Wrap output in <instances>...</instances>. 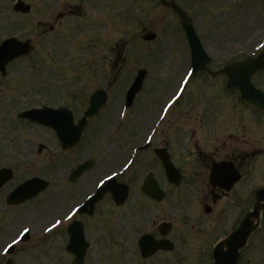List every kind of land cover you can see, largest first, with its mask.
Returning a JSON list of instances; mask_svg holds the SVG:
<instances>
[{
  "label": "rangeland",
  "instance_id": "obj_1",
  "mask_svg": "<svg viewBox=\"0 0 264 264\" xmlns=\"http://www.w3.org/2000/svg\"><path fill=\"white\" fill-rule=\"evenodd\" d=\"M16 1L0 0V41L21 32L23 37L34 36L33 40L38 43V49L20 61L9 63L6 76L0 73V164L10 165L17 170L12 183L32 174L47 178L50 182L47 189L35 197L37 199L18 206L6 202L9 186L0 189V249L19 230L28 226L26 222L29 221L34 228L30 238L11 255L17 264H70L73 255L65 251V242L69 239L67 225H61L58 230L46 233L44 227L51 224L55 217L45 215L44 210L60 199L51 210L56 216H63L72 205L79 203L95 189L98 179L128 161L131 149L147 137L160 106L172 94L181 75L189 68L190 49L185 43L182 31L175 29L179 23L177 16L162 5L160 0H25L34 6L33 12L28 15L14 11L13 4ZM204 1L206 0H175L194 7ZM211 1L199 10V14L206 20L200 24V28L206 38L212 31L213 36L210 38L218 42L214 46L208 42L211 52L220 55H215L216 63L212 62V67L218 68L224 62L225 55L236 52L239 48L249 53L260 42L264 35V0H239L236 4L232 0ZM59 9L63 11V16L57 19L55 17ZM227 20L234 23L233 30L231 28L234 25ZM54 22V36L43 32ZM227 25L230 29L226 28ZM144 28L156 32L157 39L144 41ZM76 53L80 56L77 57ZM142 67L149 69L144 87L137 94L127 117L126 114L120 116L123 118L120 131L117 129L111 136L110 130L120 123L119 88L110 91L112 102L92 119L85 129L81 143L67 151L60 150V143L50 128L21 120L19 113L17 114L30 105L55 106L69 102V106L75 108L74 115L79 117L91 93L105 86L107 75L114 77L118 73L119 81L116 85L122 87L129 84L137 70ZM254 81L264 88V74L259 76L257 73ZM189 90V96L182 100L191 102L183 103L175 110L177 112L174 116L166 121V125L163 122L156 129L150 149L167 144L183 156L185 151L182 152L175 146L180 141L185 143L184 140L189 137L188 130L196 129L197 135L192 140L191 148L208 151L215 137L212 135L214 129L209 128L214 125L207 111L210 106H215V102L211 104L214 99L211 91L216 90L214 95L220 97L219 111L224 109V105L228 106L223 117L229 112L233 114L232 111L239 113L240 115L235 116V124L246 129L244 134L248 137V147L257 146L261 149V158L257 156L255 159L264 157V114L244 109L245 105L241 103V107L237 102L234 103V108H230L234 96H225L223 82L210 81L205 75L196 74L187 87V93ZM188 104L187 113L183 106ZM205 106L207 110L202 111ZM199 109L201 111H197ZM226 123L225 118L223 126ZM183 127L186 136L182 135L181 138ZM221 133L223 131L220 129L219 135ZM40 143L45 144V149L38 153ZM188 156L189 159L194 158L191 153ZM88 157L96 159L95 165L76 183L71 184V190V185L67 184V174L71 168ZM140 159L142 161L139 164ZM258 162H254V165ZM177 163L186 172L189 171L190 160L178 157ZM138 164L141 165L138 169L133 167L119 178L131 187L129 199L124 206L116 207L108 196L96 207L94 215L83 218L86 236L90 241L86 264H175L174 253H158L153 257L143 258L138 239L163 219L172 221L175 229H190V224L185 225L187 217L184 213L188 202L189 205H196L199 197L197 200L193 196L189 197L186 189L190 184L188 174L184 186L168 190L169 197L166 202H152L140 192L143 174L152 170L164 181L163 172L154 153L149 149L141 153ZM262 165L264 170V161ZM57 178L65 180L66 184H56ZM173 207L179 210L176 216L173 214ZM203 212L199 211L208 224L214 222L218 216V213L204 215ZM77 219L83 220L80 215ZM228 221L231 223V219ZM218 229L217 227L207 237L201 225L193 231L196 233L194 237L198 238L193 241H214L220 235ZM262 238L264 244V228L256 239L255 248ZM252 256L254 258L253 251L248 250L246 259ZM198 259L197 264H208L199 253ZM4 262L5 259H0V264ZM262 263L264 264V250Z\"/></svg>",
  "mask_w": 264,
  "mask_h": 264
},
{
  "label": "flooded vegetation",
  "instance_id": "obj_2",
  "mask_svg": "<svg viewBox=\"0 0 264 264\" xmlns=\"http://www.w3.org/2000/svg\"><path fill=\"white\" fill-rule=\"evenodd\" d=\"M226 143V142H224ZM246 147L243 143H237L235 144V146H233L232 143L229 144V148L227 151H225V153L223 155L215 153L213 155H208L206 156V166L209 167L211 166L216 160H227V161H233L235 164V168L240 171L242 174H244V171L246 169L247 166V153L245 152ZM215 157V158H213ZM190 174L193 178H196L193 182L197 183L200 188L199 191L202 193L201 195V202L202 205H210L211 207V212L209 213V215L213 214V213H218L217 218L214 219V222L208 224L207 221L201 216V214L199 213L196 217L191 219V223H192V228L196 225V223H194V221H204V223L202 224L203 227L207 228V232L205 233L208 237L209 233H212L214 231H216L217 227L219 228L220 226L223 225V221L225 222L227 220V215L229 214H240L242 213V209L243 206L245 204V197L243 195H240L239 198L238 197H231V192L233 191H225L222 188H220L219 186L213 187L210 184H208V182L205 181V177L206 174L203 172H199L198 170H191ZM224 202V203H222ZM222 203V204H221ZM221 204V205H219ZM204 215H206L204 213ZM210 227V228H209ZM213 228V230H212ZM181 233V237L184 240H188V239H198L197 237L192 236L189 232H185L182 231V229L180 230ZM206 237V238H207ZM252 246H254V248L256 247V244H252ZM258 248V246H257ZM262 248V239L261 241H259V248L257 250L260 251ZM241 262H239L240 264Z\"/></svg>",
  "mask_w": 264,
  "mask_h": 264
},
{
  "label": "water",
  "instance_id": "obj_3",
  "mask_svg": "<svg viewBox=\"0 0 264 264\" xmlns=\"http://www.w3.org/2000/svg\"><path fill=\"white\" fill-rule=\"evenodd\" d=\"M16 9L18 10H24V11H28L29 8L26 6L25 8H23L22 4H18L16 6ZM185 27L188 29V26L185 25ZM146 39H153L155 38V34L153 33H148L145 36ZM21 54V52L17 53L16 55ZM199 58V55H195V59L197 60ZM11 60L13 59V56L8 57L7 60ZM5 60L3 62V64L0 66V68L2 66H4V63L7 61ZM264 68V59H251L245 63H242L241 65L238 66H234L232 67L233 73H231L230 75V79L228 82V87L232 90L239 88L240 90H243L245 87L246 89L251 88L252 86H250L251 83V76L252 74L255 72V70L257 69H263ZM234 85H238V87H234ZM246 99V97H245ZM247 101H249L250 99L247 97L246 99ZM252 102H254L256 105H258L260 108L264 109V106L256 101L253 100ZM167 160V158H166ZM167 167H168V171L170 172V179L172 181L175 182H179V174L175 173V171L173 170V165L171 163H169L168 161H166ZM90 164L85 165L84 169L87 168ZM83 171L82 168L79 169V172L77 174H80ZM177 172V171H176ZM175 173V174H174ZM7 177L4 175L1 177V181L3 182ZM35 187L37 188V190L41 187H38V185H35ZM107 191V186L101 191V194L99 195L98 199L101 198V196L103 195L104 192ZM145 191L149 192L152 196L156 197L158 200H161L163 198V192L159 189L157 183L153 180V179H148L146 182V187H145ZM32 196V194L30 195ZM92 208L91 210H88L89 212H92L93 209V204H91ZM259 214V208L256 210V212L250 214L248 216V219H250L252 216H256ZM248 226H251L250 223L248 222H244L241 227L234 232L225 242L226 244H228L229 248H230V254L234 255L233 260L235 261L238 257V248L242 247L243 245H245L247 238L251 232V228H248ZM77 231H80V229L77 228ZM77 244V241L75 242ZM166 241L163 242V244H161V242L159 241H155L154 243L151 244L150 248L152 247L154 250H156L158 247L164 245L165 246ZM143 243H141L142 245ZM147 247V244H146ZM166 248V247H165ZM144 251H146V248H144ZM80 255L77 256V258L75 259V264H81L83 263L82 258H79ZM218 258L220 260L223 259V256H218Z\"/></svg>",
  "mask_w": 264,
  "mask_h": 264
},
{
  "label": "bare ground",
  "instance_id": "obj_4",
  "mask_svg": "<svg viewBox=\"0 0 264 264\" xmlns=\"http://www.w3.org/2000/svg\"><path fill=\"white\" fill-rule=\"evenodd\" d=\"M177 102H178V101H177ZM177 102H175V104H176ZM175 104H174V105H175ZM172 108H173V107H172ZM170 111H171V110H170ZM170 111H169V112H170ZM165 119H166V118H165ZM134 163H135V162H134ZM59 200H60V199H58V200H57L56 202H54V203H51V204H50V205L44 210L45 215L50 214L51 217H53V215L55 216V214H54L55 212H52L51 208L54 207V206H56V205H57V202H58ZM51 214H52V215H51ZM77 214H78V213H77ZM77 214H76V215H77ZM48 217H49V216H48ZM48 217H47V218H48Z\"/></svg>",
  "mask_w": 264,
  "mask_h": 264
},
{
  "label": "snow or ice",
  "instance_id": "obj_5",
  "mask_svg": "<svg viewBox=\"0 0 264 264\" xmlns=\"http://www.w3.org/2000/svg\"><path fill=\"white\" fill-rule=\"evenodd\" d=\"M101 183H103V181H101ZM57 223H59V221H58ZM25 231H28V230H27V229H25Z\"/></svg>",
  "mask_w": 264,
  "mask_h": 264
}]
</instances>
